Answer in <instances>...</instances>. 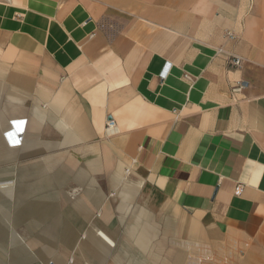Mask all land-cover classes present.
<instances>
[{
  "label": "crops",
  "instance_id": "1",
  "mask_svg": "<svg viewBox=\"0 0 264 264\" xmlns=\"http://www.w3.org/2000/svg\"><path fill=\"white\" fill-rule=\"evenodd\" d=\"M219 1L215 18L187 28L142 5L120 14L82 0H3L0 71L42 80L70 137L110 136L127 156L103 158L115 177L134 162L176 211L207 217L227 246L263 258L264 0ZM229 52L240 67L228 66ZM193 236L207 243L202 229Z\"/></svg>",
  "mask_w": 264,
  "mask_h": 264
},
{
  "label": "rangeland",
  "instance_id": "2",
  "mask_svg": "<svg viewBox=\"0 0 264 264\" xmlns=\"http://www.w3.org/2000/svg\"><path fill=\"white\" fill-rule=\"evenodd\" d=\"M82 1L90 12L124 14L126 4L177 12L154 19L187 28L223 10L219 0ZM256 4L248 0L251 8ZM230 54L228 66L240 67L242 59L231 65ZM14 59L4 60L11 69ZM19 76L15 82L0 71V264H264V257L248 255L258 248L248 245L241 255L242 246H227L207 217L176 211L134 162L133 172L115 177L103 158L115 164L127 156L111 137H70L53 119L44 82ZM196 229L207 243L194 238Z\"/></svg>",
  "mask_w": 264,
  "mask_h": 264
},
{
  "label": "built area",
  "instance_id": "3",
  "mask_svg": "<svg viewBox=\"0 0 264 264\" xmlns=\"http://www.w3.org/2000/svg\"><path fill=\"white\" fill-rule=\"evenodd\" d=\"M226 35L229 38H233L234 37V35L231 32H228ZM240 62H241V58L239 56L230 54L229 63L231 65H238ZM106 126H107V128L113 127L114 126V121L113 120H108L107 123H106Z\"/></svg>",
  "mask_w": 264,
  "mask_h": 264
},
{
  "label": "bare ground",
  "instance_id": "4",
  "mask_svg": "<svg viewBox=\"0 0 264 264\" xmlns=\"http://www.w3.org/2000/svg\"><path fill=\"white\" fill-rule=\"evenodd\" d=\"M111 128H113V127H111Z\"/></svg>",
  "mask_w": 264,
  "mask_h": 264
}]
</instances>
